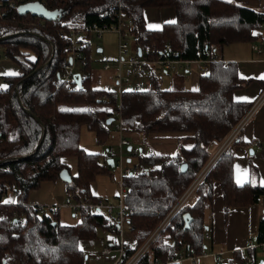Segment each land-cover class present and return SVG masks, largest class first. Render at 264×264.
<instances>
[{"label":"trees","instance_id":"obj_1","mask_svg":"<svg viewBox=\"0 0 264 264\" xmlns=\"http://www.w3.org/2000/svg\"><path fill=\"white\" fill-rule=\"evenodd\" d=\"M22 1L39 3V8L49 14L37 10L20 14L16 8H7L0 16V58L12 60L22 71L20 75L4 76L6 85L0 90V199L16 192L14 204L9 201L0 206L6 216L0 220V264H86L81 242L94 239L99 228L118 234L115 216L83 208L77 222L65 224L59 214L41 215L28 204L31 190L38 189L44 181L56 182L65 170L70 173L65 158L77 159V173L70 177L67 191L78 202L95 201L92 183L112 168L107 161L102 164L100 154L86 151L80 141L84 126L104 141L114 124L107 121L115 118L112 108L118 105V96L110 93L107 101L103 90L95 86L89 43L82 50L83 87L70 91L58 77L69 57L70 30L92 24L111 25L123 14L134 23L133 49L141 48L148 54L153 44L160 51L170 44L178 57L194 60L206 58L208 51L215 52L225 45L262 39L264 10L235 0ZM150 7L174 8L176 21L161 29L148 28L145 10ZM219 58L200 76L197 90H166L153 76L148 87L140 91L127 89L121 96L125 131L184 134L178 137L173 155L139 153L141 173L124 179V202L134 237L125 250L124 261L155 232L208 164L214 147L223 145L249 109V103L236 100L235 93L255 79L243 78L236 62L226 63ZM238 138L239 135L234 142ZM232 144L159 233L139 264H148L153 258L168 261L177 252H206V240H212L206 211L213 207L215 183L220 185L225 213L258 204L264 197V185L253 180L236 182ZM185 213L192 217L189 227ZM19 216L25 217L27 223L23 224ZM250 238L259 245L264 243V216L258 222L256 235ZM259 248L262 247L245 251V256L252 258L251 264H264V259H258ZM245 256L242 250L234 251L231 264H246Z\"/></svg>","mask_w":264,"mask_h":264},{"label":"rangeland","instance_id":"obj_2","mask_svg":"<svg viewBox=\"0 0 264 264\" xmlns=\"http://www.w3.org/2000/svg\"><path fill=\"white\" fill-rule=\"evenodd\" d=\"M34 10L49 14L48 12H45L43 8H38ZM81 38H82L81 35L77 36V39H81ZM88 41L91 43V48H90L91 69H93L95 73L94 74L95 86L100 89H106L108 86L114 87L116 84V80L114 76L118 75L119 72L116 69H114V67H112L109 70L105 69V64L109 63L111 65H114L116 63L115 60L119 56L120 38H119L118 33H116L115 31H106L103 33L101 37H98L95 33H91L90 40ZM127 42L130 44V46H132L133 40L131 37L127 39ZM252 43L253 42H246V43L238 42V43L225 45L223 49H217L213 53L216 56L224 57V60L227 63L237 62L235 59H231V58H244V56H242L244 54H248L247 56H251L252 47L254 48V45H255L254 43L253 44ZM194 69L195 68L193 67L190 70L193 71ZM257 70H258L257 74L253 76L255 79L254 82L251 83L250 86H248L247 88L242 89L243 90V92H241L242 96L246 97L248 95L250 96H253V94L255 95L256 92L254 89H257V87H260V85L263 83L264 65L263 64L260 65L257 68ZM74 72L75 73L82 72V66H81L80 61H76ZM167 72L168 73H165L164 69L161 66L155 67V77L157 76L159 81L161 80L162 77L165 78V83H161L160 86L163 89H167V90H171L172 88L173 89L183 88L178 82L172 83L175 77V72H172V71H167ZM183 72L184 71H182V73ZM122 73L123 75H127V73L129 72L127 69H123ZM16 74H19L18 65L12 60L1 57L0 58V77H1L0 88H4V86L6 85L4 76L16 75ZM133 78L134 80L141 81L144 84L145 88L148 87L150 84V79L145 74H142L141 76H136V77L134 76ZM188 78L190 81L191 76H189ZM168 79L170 80L169 83L166 82V80ZM181 79H182L181 77H177L176 81H180ZM120 105H121V101L119 97L118 106ZM262 105H261L262 107L259 106V108L261 107L260 109L258 108L259 110L257 109L258 112H256L257 111L256 110L254 114L251 115V117L247 120V122H245L244 125L240 126L243 123L242 122L243 119L249 114V111L251 109L250 107V109H248L249 111L247 110L245 116L243 117V119L240 121V123L236 127L238 128V130L234 134V137L241 135L240 137H243V139L245 137L246 141L250 142L249 144L245 145L242 143H237L236 141L234 142V140L229 141L230 139L229 137L223 143V145L226 143H227L226 145H230L234 142L233 150L235 149L236 151L235 154H237L236 155L237 159H236V164H235V177H236L235 179L238 184H242L245 181H248L251 179L255 183H260L261 185H264V123H263L264 122V103ZM110 128H111L110 133L104 139V141H99L95 132L89 130L86 126L82 128L80 145L84 149H86V151L90 153L100 154L101 159H102L101 160L102 164H104L106 161H108V159H110L109 154H108V149L113 148L117 152L121 150L120 132L116 129L114 125H112ZM125 135L127 136V133H125ZM151 135L157 136L159 134H151ZM151 135L141 134L142 139L148 140V142L146 144L144 142H142V144L134 143L132 144L133 149L137 150L139 153H142L140 152V148L142 147L143 154H150L152 152H157L159 154H167V152L164 151V149L165 148L168 149L169 147L166 146L163 149L159 148L157 144L160 142H158L155 138L153 140V138L150 137ZM127 137L129 138L131 137V135H128ZM260 142L262 143V145H259ZM152 143L154 147L157 148V150L155 149L154 151L150 147ZM173 143L177 144L176 138L174 137L172 139V144ZM222 146L220 145L219 147L218 146L214 147L213 152H212L213 155L209 160V164H206L204 168H206L207 165L208 166L210 165V163L214 160L213 159L214 154L218 153ZM252 150L254 151V153L251 152ZM122 151L125 153V157L127 159L129 157L132 158L131 162L127 163L128 166H133L135 164H139L143 166V162L141 161L139 156L134 155L133 153H130L128 151V146L124 145L122 147ZM116 159L118 158L116 157ZM213 165L211 166L213 167ZM197 176L194 178V180L197 178ZM97 180L100 183V186H102L105 189V192L107 195L105 196L103 193H100V196L103 195L102 197H108L109 200L112 202L117 201L118 199L117 195L120 194V172H119V168L117 167V165L110 168L106 172L99 174V176L97 177ZM194 180L190 183V185L194 182ZM33 192L39 193L42 203L39 202L38 204H42V205L62 204L65 202L66 197H67L66 183L60 179L57 180L56 182L44 181L41 183L39 188L35 189ZM194 192L195 191H193V193ZM193 193L189 196V198L193 195ZM216 200L217 199H215L214 197L213 207L211 206L206 211L205 221L210 228L212 225H215V222H216L215 212H214V206H215ZM9 201L11 202L16 201L15 191L12 193L10 192L8 195H5L4 197L0 199L1 203H7ZM47 201H50V204L45 203ZM257 205L260 207V211H261L260 217L264 216V197H261V200L259 201ZM66 210H67L66 208H61V213H62L60 215L61 222L68 223V224H73L75 221L77 222L78 219L70 216ZM234 212H237V211H234ZM238 213L240 212L238 211ZM116 214H117V209L114 210L112 215L116 216ZM221 214H223V217L220 219L221 225H218V228H219L218 235L221 238L220 239L217 238L216 233H215L214 242L210 239L206 240V243H207L206 253H208V255H205V253L202 255L201 254L195 255L197 259V264H231V260L233 259L232 258L233 253L230 251L229 247L233 245V246H237L235 249H239L241 248L239 247V243L241 242L242 239H244L247 236H249V238L250 236L253 237L257 233L258 224L254 225L253 221L251 222L250 219H249L248 225L245 220L239 219V222L237 223L238 226L237 225L234 226L235 223H233V227L232 226L230 227L232 216L236 214L232 215L230 214V211L228 213H223V210L221 211ZM244 217L248 218V216H244ZM224 218H225V221H224ZM221 226L224 227V229H222ZM224 233H227L228 236H226V234ZM249 238L247 239L245 245L248 244ZM108 240H118L119 242L122 240L124 241L121 235L117 234L115 231L109 230L106 228H99L97 235L94 239H92L91 241L89 240V242H85V243H83L84 241L81 242V247L83 246L85 248V250L88 252V254L86 253V255L90 257L88 260H86V264H112V261H111L112 259L110 257L102 258V256L100 255L102 248L105 244L103 242H106ZM257 254H258L259 260L264 259V249L263 248H259ZM245 255L246 253L244 252V256ZM218 258L221 259L220 262H218ZM190 263L191 261L185 260L183 264H190ZM246 264H251V263L246 262Z\"/></svg>","mask_w":264,"mask_h":264},{"label":"built area","instance_id":"obj_3","mask_svg":"<svg viewBox=\"0 0 264 264\" xmlns=\"http://www.w3.org/2000/svg\"><path fill=\"white\" fill-rule=\"evenodd\" d=\"M22 0H0V16L4 14L2 12L6 11L7 8H16L18 9L21 5L26 4ZM43 1V0H42ZM114 11V9H112ZM134 23L131 20H128L123 14H120L118 17V22L113 24H103L99 26L98 24L88 25L86 27H78L72 28L70 30V39L71 45L69 46V57L67 62L64 65V68L61 73V78L63 79L64 83L68 85V89L70 91L76 90L78 86L75 80V63L76 61H80L81 66L85 64V60L83 59L82 50L87 47L88 40H90L91 33H95L98 37H101L104 32L106 31H115L118 33L120 38L119 43V56L115 60V64L111 65L109 63L105 64V69L109 70L112 67L116 69L119 74L114 76L116 80V84L114 87L108 86L106 89L103 90V97L105 100H110V93H115L118 96V104H119V97L121 101V96L123 92L127 89H134L140 91L144 89V84L141 81L134 80V76H141L145 74L151 79L155 76V67L161 66L164 71H174L180 68H190L192 66H197L205 73L210 64L212 62H217L220 60L219 56H216L212 51L207 52V57L203 59H182L178 57L177 51L172 49L170 44H166L163 51L158 50L157 45H151L150 52L145 54L141 48L133 49L132 46L127 42L128 38H132V31L131 28L133 27ZM81 35V39H77V36ZM139 50H141V54H139ZM148 50V49H147ZM254 50L259 53H264V36L262 39L257 41L254 45ZM71 58V61L69 60ZM227 63V62H226ZM123 69H127L129 73L127 75H123ZM3 88H0L2 90ZM264 103V91L259 96L258 100L252 105L249 114L243 119V123L240 125H244L245 122L254 114V112ZM112 111L115 115V124L114 126L120 132V151H115L113 148L108 149L109 158L114 160V166L117 165L120 172V194L118 196L117 202H110L107 199L96 197L95 201L87 200L86 202H78L75 201L71 196L67 197L65 202L62 204H53V205H42L38 203H31L29 204L31 207L36 208L38 213L41 215L49 214H59L61 208H70L72 210V215L74 218H79L81 216V210L83 208L89 209L94 214H102L104 210H116L117 214L115 216L116 221L118 222L119 231L123 234L126 231H131L133 229V225L130 223L125 207V195L127 189L124 185V179L126 176L138 175L142 171V167L139 164H135L133 166H128V159L125 157V153L122 151V147L124 145L130 146L131 141L125 135L126 131L124 129L123 120H122V113H121V105L114 106ZM238 128L235 129L234 133L229 136V141L235 140L234 134ZM227 144V143H226ZM224 144L218 153L213 156V161L210 165L204 169H202L201 173L197 176L194 182L186 189V192L179 198V200L174 204V206L170 209V211L166 214V216L161 221L160 225L157 227L155 232L148 238L147 241L126 261H124V253L127 248L130 247L129 242L121 241L120 243L114 245L113 247H106L104 249V254L108 255L112 251H118V257L114 264H139L140 260L145 256L148 252L150 245L155 241L159 233L166 227V225L170 222V220L178 213L181 207L184 206L189 196L193 193L199 183L202 181L203 177L209 172L210 168L221 154L226 150L229 145ZM260 145V144H259ZM134 155H138L139 152L134 150L133 147L129 151ZM133 156V155H132ZM116 157L118 159H116ZM131 158V157H129ZM209 164V162H208ZM87 199V197H86ZM9 203V202H7ZM1 203L0 206L7 204ZM13 203L14 202H10ZM5 214L0 212V220L5 219ZM20 217V216H19ZM20 221L23 224L27 223L25 217H20ZM11 227V225H10ZM254 247H262L264 249V243L260 244L256 242L255 238H249L248 244L242 248V251H246L250 248ZM205 255L208 253L205 252ZM247 262L251 263L252 258L247 256ZM185 260L191 261V264H197V259L195 254L192 252H177L171 256L168 261H162L159 258H154L152 264H170V263H178L183 264ZM221 259L218 258V262Z\"/></svg>","mask_w":264,"mask_h":264},{"label":"crops","instance_id":"obj_4","mask_svg":"<svg viewBox=\"0 0 264 264\" xmlns=\"http://www.w3.org/2000/svg\"><path fill=\"white\" fill-rule=\"evenodd\" d=\"M235 1L239 2V3L248 4L249 6L254 7L256 9H259V10H263V8H264V0H235ZM176 17H177V15H176V11H175L174 8L150 7V8H147L145 10V20H146L147 26H148V28L154 29V30L161 29L164 26V24L175 22L176 21ZM262 34L264 36V28L262 29ZM243 43H246V42H243ZM255 43H257V42H255ZM89 44H90V47H91V43H89ZM247 55L248 54L242 55V56H244V58H231V59H235L238 62V63L237 62L236 63L238 64L240 75L243 78H253L254 79L253 76L255 74H257V71H258L257 68L260 65H262V64L264 65V53H259V52L255 51L254 48L252 47L251 56H247ZM222 58L224 59V57H222ZM193 67L195 69L193 71H191L190 69L193 68ZM182 71H184L187 74H185L184 72L182 73ZM172 72H175V77H174V80L172 81V83H177L178 82L183 87V88H180V89H185V90H197L199 88L200 76L202 74H204L202 69H200L197 66H192V67H190L188 69L187 68H180V69L174 70ZM190 72H192V73H190ZM80 73L82 75V72H80ZM165 73H168V72L165 71ZM20 74H22V71H21V69L19 67V74H16V75H20ZM189 76H191V80H190L191 82L189 81V78H188ZM177 77H181L182 79L180 81H176ZM82 78H83V75H82ZM166 82L169 83L170 80L168 79V80H166ZM160 83H165V78L164 77L161 78ZM190 87H192V88H190ZM254 90L256 92L255 95L254 94H253V96L248 95L246 97L241 95V92H243L242 89L238 90L235 93V98L238 101H246V102H248L249 103V109H250V107H252L251 105H253L258 100L259 96L261 95L262 91L264 90V79H263V83L260 85V87H257V89H254ZM258 110L256 112H258ZM112 122H114V124H115V119ZM126 133H127V136L131 135V137L128 138L129 140L131 139V145H130L131 147H133L132 144H134V143L142 144V142H144L146 144L148 142V140H143L142 139V136H141V134L139 132L126 131ZM183 135H184L183 133H159V135H157V136L151 135L150 137L153 138V140L155 138L158 142H160V143L157 144V146L159 148L163 149L166 146H168L169 148L168 149L165 148L164 151H166L168 155H173V154H175V152L177 150V144H174V143L172 144V139L174 137V138H176V141H177L179 139L178 137H181ZM240 136H239L238 139H236L237 143H242V144H245V145L250 143V142L246 141L245 137L243 139V137H240ZM177 143H178V141H177ZM260 145H262L261 142H260ZM150 147L154 151H155V149L157 150V148L154 147L153 143H152V145H150ZM232 147H233V144H232ZM140 152L143 153V148L142 147L140 148ZM235 153H236V151H235ZM71 158H73V159H71ZM236 159H237V156H236ZM131 160H132V158H131ZM64 162L68 165V167L70 169V173H68V178L69 179L66 180V179L61 178L60 180H63L66 183V188H67V183L70 181V177L76 175V173H77V159L75 157H68V158L64 159ZM235 164H236V162H235ZM245 182H247V181H245ZM244 183H242V184H244ZM34 190H31L30 193H29L28 204L39 203V202L42 203L39 193H34L33 192ZM91 192H92V195L95 196V197L104 198V199H107L108 201H110L108 197H102L103 195L100 196V193H103L105 196H107V195H106L105 189L102 186H100V183L98 182L97 179L91 185ZM69 195L70 194L67 191V197H69ZM118 196L119 195H117V197ZM214 197H215V199H217L216 200L217 205L215 203V206H214L216 222H215V225L211 226V228L209 226H207V229L209 227L208 230H209V233L212 235L211 239H212L213 242L215 240V233H216V237L217 238H219V239L221 238L218 235L219 234L218 225H221L220 219L223 217V214H221V211L223 210V213H225V211H224V202H223L221 188H220L219 183H215ZM118 199H117V201H118ZM50 201H47L45 203H49L50 204ZM117 201H114V202H117ZM110 202H112V201H110ZM248 207L230 209V214H232V215L236 214V215L232 216V219H231V222H230V227L231 226L233 227V223H235L234 226H236V225L238 226L237 223L239 222V219L245 220L247 225L249 224V219L251 220V222L253 221L254 225L258 224V222H259V220L261 218L260 217L261 216L260 207L257 204L251 205V206H248ZM66 209H67L66 211L69 213V215L73 217L72 210L70 208H67V207H66ZM234 211H237V212H234ZM238 211L240 213H238ZM113 212H114V210L113 211L104 210L102 212V214H104L106 217H111V216H114V215H112ZM61 214L62 213L60 211L59 219H60V215ZM244 216H248V218H245ZM224 221H225V218H224ZM65 224H68V223H65ZM221 228L224 229V227H222V226H221ZM118 234L121 235V237H122V239H124V241H127V242H129L130 245H132V243L134 241V237H133L132 231H126L123 234H121V232L119 231ZM224 234H226V236H228L227 233H224ZM248 238H249V236H247V237H245L244 239L241 240V242L239 243V247H241V248H239V249H235L237 246H233V245L230 246L229 247L230 251L232 253H234V251H236V250H242V248L245 246L246 241H247ZM85 242H89V240H84L83 243H85ZM120 242L118 240H108L106 242H103L105 244H104V246L102 248V251L100 253L102 258L110 257L112 259L111 260L112 264H114V262L116 261V259L118 257V251H112L110 254L105 255L104 254V249L106 247H113L114 245H116V244H118ZM82 249L88 254V252L85 250V248L83 246H82ZM89 258L90 257L87 255V260ZM153 259H151L148 264H152Z\"/></svg>","mask_w":264,"mask_h":264},{"label":"water","instance_id":"obj_5","mask_svg":"<svg viewBox=\"0 0 264 264\" xmlns=\"http://www.w3.org/2000/svg\"><path fill=\"white\" fill-rule=\"evenodd\" d=\"M40 4L39 3H36V2H31V3H26V4H23L21 5L19 8H18V11L20 14H25V13H28L29 11H32L34 10L35 8H39ZM139 54H141V50H139ZM71 61V58L69 59ZM60 74L58 75V77L60 78ZM75 80L78 84V86L80 88L83 87V79H82V75L81 73H75ZM114 120V118H111L107 121L108 124H111L112 121ZM132 149L131 146L128 147V151H130ZM252 153H254V151L252 150L251 151ZM108 164L111 166V167H114V160L112 158L108 159ZM128 162H131V158H128ZM186 168V165H183L182 166V169L184 170ZM61 178L63 179H66L68 180V172L65 170L61 173ZM184 219H185V224H186V227H189L191 222H192V217H191V214L190 213H185L184 214ZM55 223V222H54Z\"/></svg>","mask_w":264,"mask_h":264},{"label":"flooded vegetation","instance_id":"obj_6","mask_svg":"<svg viewBox=\"0 0 264 264\" xmlns=\"http://www.w3.org/2000/svg\"><path fill=\"white\" fill-rule=\"evenodd\" d=\"M215 154H216V153H215ZM215 154H214V155H215Z\"/></svg>","mask_w":264,"mask_h":264}]
</instances>
